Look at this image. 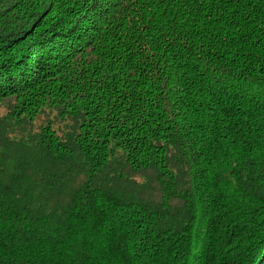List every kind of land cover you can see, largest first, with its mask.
I'll return each instance as SVG.
<instances>
[{
	"label": "trees",
	"instance_id": "16d2710c",
	"mask_svg": "<svg viewBox=\"0 0 264 264\" xmlns=\"http://www.w3.org/2000/svg\"><path fill=\"white\" fill-rule=\"evenodd\" d=\"M0 264H264V0H0Z\"/></svg>",
	"mask_w": 264,
	"mask_h": 264
}]
</instances>
